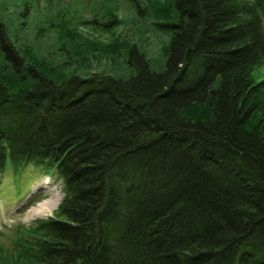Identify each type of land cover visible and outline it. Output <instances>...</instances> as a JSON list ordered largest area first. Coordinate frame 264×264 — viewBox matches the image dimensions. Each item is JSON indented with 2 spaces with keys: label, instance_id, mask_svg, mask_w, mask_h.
<instances>
[{
  "label": "trees",
  "instance_id": "16d2710c",
  "mask_svg": "<svg viewBox=\"0 0 264 264\" xmlns=\"http://www.w3.org/2000/svg\"><path fill=\"white\" fill-rule=\"evenodd\" d=\"M174 3L161 72L133 46L126 79L0 82V175L65 193L16 264H264V0ZM0 50L26 72L2 22Z\"/></svg>",
  "mask_w": 264,
  "mask_h": 264
},
{
  "label": "rangeland",
  "instance_id": "374dc122",
  "mask_svg": "<svg viewBox=\"0 0 264 264\" xmlns=\"http://www.w3.org/2000/svg\"><path fill=\"white\" fill-rule=\"evenodd\" d=\"M178 21L174 0H0V22L26 71L17 74L0 50V82L26 87L23 78L31 70L58 83L76 76L126 79L133 73L127 64L133 46L161 72L173 36L164 26ZM252 77L264 82V65ZM261 91L264 101V87ZM51 192H61L64 199L57 175L33 165L19 172L9 160L0 175V264H16L21 251L31 252L37 229L59 208L40 218L27 214Z\"/></svg>",
  "mask_w": 264,
  "mask_h": 264
},
{
  "label": "bare ground",
  "instance_id": "6f19581e",
  "mask_svg": "<svg viewBox=\"0 0 264 264\" xmlns=\"http://www.w3.org/2000/svg\"><path fill=\"white\" fill-rule=\"evenodd\" d=\"M48 182H45L47 184ZM63 195L61 192L53 193L51 192V197L47 200L39 202L35 207H32L28 211V218H40L52 214L57 210L62 203Z\"/></svg>",
  "mask_w": 264,
  "mask_h": 264
}]
</instances>
